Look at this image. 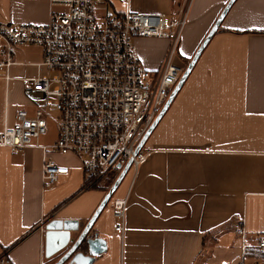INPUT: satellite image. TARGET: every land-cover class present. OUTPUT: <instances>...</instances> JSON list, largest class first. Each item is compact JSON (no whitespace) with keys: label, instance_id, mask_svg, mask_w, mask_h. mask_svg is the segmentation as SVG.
<instances>
[{"label":"crops","instance_id":"crops-1","mask_svg":"<svg viewBox=\"0 0 264 264\" xmlns=\"http://www.w3.org/2000/svg\"><path fill=\"white\" fill-rule=\"evenodd\" d=\"M53 9L50 0H0V22L46 24ZM186 9L176 57L184 69L217 28L141 146L144 159L129 165L104 205L127 164L82 189V159L49 151L62 170L44 188L40 148L0 146V257L9 264H55L93 217L88 236L105 249L88 264H264V248L256 246L264 237V0H103L96 14L149 12L175 20ZM134 42L143 66L157 72L168 38ZM13 56L18 64L10 74L21 78L36 74L42 52L16 46ZM24 88L0 78V130L18 110L34 113ZM55 116L48 113L54 125L48 122L39 144L56 140ZM125 197L120 233L112 203ZM238 216L244 241L233 232ZM54 220L78 228L69 238L55 230L47 239Z\"/></svg>","mask_w":264,"mask_h":264},{"label":"built area","instance_id":"built-area-1","mask_svg":"<svg viewBox=\"0 0 264 264\" xmlns=\"http://www.w3.org/2000/svg\"><path fill=\"white\" fill-rule=\"evenodd\" d=\"M103 0H50L55 7L46 24L0 22V78L23 82L35 111H17L16 121L0 130V146L12 150H42L41 182L44 188L58 181L61 168L47 153H73L83 161L85 187L129 161L133 166L145 154L136 153L175 87L184 66L176 61L177 47L186 23V10L175 20L149 12L96 14ZM165 37L167 52L157 72L147 70L137 56L135 38ZM16 46H38L41 60L34 76L10 74ZM43 70V71H41ZM55 112L57 138L38 143L48 131V113ZM127 198L115 199L114 230L122 233ZM233 232L244 241L241 217ZM264 248V237L256 245ZM0 264H9L4 256ZM256 264V263H253Z\"/></svg>","mask_w":264,"mask_h":264},{"label":"water","instance_id":"water-1","mask_svg":"<svg viewBox=\"0 0 264 264\" xmlns=\"http://www.w3.org/2000/svg\"><path fill=\"white\" fill-rule=\"evenodd\" d=\"M216 28H217V26L215 25L212 28V30L209 32V34L205 37V39L203 40V42L199 46L198 50L196 51L195 55L193 56V58L188 63L187 67L184 69L183 73L180 76V79L178 80L177 84L173 88L172 92L169 94V96H168L164 106L160 110L158 116L156 117V119L154 120V122L152 123L150 128L147 130L145 135L142 137L138 147L136 148V153L140 150V148L143 145L145 139L150 134L152 129L155 127V125L157 124V122L159 121V119L161 118V116L163 115V113L165 112V110L167 109L169 104L171 103L173 97L175 96V94L178 92V90L182 86L184 80L188 76L189 72L191 71V68L193 67L195 61L197 60L201 50L203 49L205 44L208 42V40L210 39L211 35L215 32ZM130 164H131V161H129L127 163V165L123 169L121 175L119 176V178L116 180V182L111 187V189L108 192L106 198L104 199L102 205H104V203H106V201L108 200L109 196L111 195V192L113 191V189H115V187L117 186V184L121 180L123 174L125 173V171L127 170V168L129 167ZM93 220H94V217L91 218V220L88 223V225L85 226V228H83V230L80 232V234L78 235V237L76 238L74 243L65 252V254L60 258V260H58V262H56L55 264H62L69 256H72L70 264H88V263H90L92 261L93 256L99 254L100 252H102L105 249V243H104L103 240H101L99 238H96V237L88 236V232H89V229H90V226H91ZM73 223H74V226L71 227V225H69L68 221H64V222H61L59 220L51 221L46 226L47 239H50L53 235H56L55 234V230H66L65 232L67 233L68 238H69V231L70 230H77V228H78L77 227V225H78L77 222H73ZM82 247L84 248L83 251H81V249H80Z\"/></svg>","mask_w":264,"mask_h":264},{"label":"rangeland","instance_id":"rangeland-1","mask_svg":"<svg viewBox=\"0 0 264 264\" xmlns=\"http://www.w3.org/2000/svg\"><path fill=\"white\" fill-rule=\"evenodd\" d=\"M190 62V61H189ZM188 65V64H187ZM186 68V67H185ZM48 122H49V125L53 126L54 125V122L50 119H48Z\"/></svg>","mask_w":264,"mask_h":264},{"label":"trees","instance_id":"trees-1","mask_svg":"<svg viewBox=\"0 0 264 264\" xmlns=\"http://www.w3.org/2000/svg\"><path fill=\"white\" fill-rule=\"evenodd\" d=\"M94 186H95V185H94ZM94 186H92V187H94ZM92 187H89V188H92ZM82 189H88V187H85V186L83 185Z\"/></svg>","mask_w":264,"mask_h":264}]
</instances>
